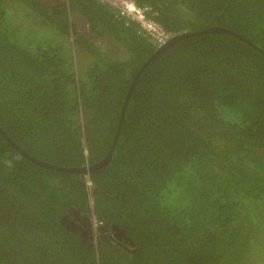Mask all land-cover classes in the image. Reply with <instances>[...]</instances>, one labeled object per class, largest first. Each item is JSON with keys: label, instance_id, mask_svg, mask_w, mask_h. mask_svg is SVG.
Segmentation results:
<instances>
[{"label": "trees", "instance_id": "1", "mask_svg": "<svg viewBox=\"0 0 264 264\" xmlns=\"http://www.w3.org/2000/svg\"><path fill=\"white\" fill-rule=\"evenodd\" d=\"M45 1L0 0V129L54 167L0 136V264H264V55L199 34L264 53V0H133L189 35L137 78L160 48L137 24ZM131 86L110 159L75 172L107 157Z\"/></svg>", "mask_w": 264, "mask_h": 264}, {"label": "water", "instance_id": "2", "mask_svg": "<svg viewBox=\"0 0 264 264\" xmlns=\"http://www.w3.org/2000/svg\"><path fill=\"white\" fill-rule=\"evenodd\" d=\"M46 2H47V1L44 0V3H46ZM73 19H74V23H75V25H76V28H77V30L79 31L80 34H82V35H87V36H89V37L92 36V34H91V32H90V26H89V24L87 23L86 18L82 17L81 15H73ZM78 22L80 23V25L78 24ZM86 29H87V31H86ZM208 33L227 34V35H229V36H233L234 38H236V39H238V40H240V41H242V42H244V43H246V44H248V45L254 47L255 49H257V50L259 51V53H261L262 55H264V53H263L260 49L256 48V47H255L250 41L246 40V39L243 38L242 36H240V35H238V34H236V33H233V32H231V31H229V30L222 29V28H212V29L206 30V31H204V32H200L199 34H208ZM186 36H189V35L187 34V35H183V36H177V37L171 39V40H170L168 43H166L162 48H160V49L155 53V55H154L152 58H150V60H148V61H147V62H146V63H145L140 69H139V71H138V73H137V75H136V78L140 75V73H141V72L143 71V69L148 65V63H149V62H150V61H151V60H152V59H153V58H154V57H155L160 51H162L163 49L167 48L169 45L175 43L176 41H178V40H180V39H182V38H186ZM131 88H132V86H131L130 89H129V92H128L126 98H125V101H124L123 107H122V109H121L120 117H119V122H118L117 130H116V134H115V138H114V140H113V143H112V145H111V148H110V150H109V153H108L107 157H106L102 162H100V163L94 165L92 168H90V169H88V170L82 169V170H78V171H75V172L85 174V173H87V172H91L92 170H97V169L101 168L102 166H104V165L108 162V160L110 159V157H111V155H112L113 149H114V145H115V141H116V138H117V134H118V132H119V130H120V125H121V122H122V119H123V115H124V112H125V109H126V104H127V102H128V99H129V95H130V92H131ZM0 136H1L4 140H6V142H8L13 148H15V150H16L21 156L25 157V158L28 159L29 161H31V162H33V163H35V164H37L38 166H41V167L54 168V167H52V166H47L46 164H43V163H41V162L35 160L34 158L30 157L29 155H27L22 149H20V148H19L18 146H16L12 141H10V139H8V138L6 137V135L1 131V129H0ZM66 171H68V170H66ZM73 172H74V171H73ZM64 221H65V220H64ZM88 222H89V228H88V230H87V231H86V230H85V231H82V232H81V235H82L83 237H86V238L90 239V240H93L92 230H91V224H90L91 222H90V220H89ZM67 226H68L69 228H71L70 225H67ZM101 230H104V227L101 228V229H99L98 231L101 232ZM111 230H112V232L115 233V235H113V237H114L116 240H118V241L124 240V242H126V243H130V244H131V242L125 237L123 231H122L118 226H112V227H111Z\"/></svg>", "mask_w": 264, "mask_h": 264}, {"label": "built area", "instance_id": "3", "mask_svg": "<svg viewBox=\"0 0 264 264\" xmlns=\"http://www.w3.org/2000/svg\"><path fill=\"white\" fill-rule=\"evenodd\" d=\"M99 3L110 5L116 9L118 15L124 17L127 21L138 25L139 30L155 46H163L168 43L174 36L165 32V30L151 19L154 15L151 9L147 7H138L133 0H97ZM85 185L91 187L90 180L85 178Z\"/></svg>", "mask_w": 264, "mask_h": 264}, {"label": "flooded vegetation", "instance_id": "4", "mask_svg": "<svg viewBox=\"0 0 264 264\" xmlns=\"http://www.w3.org/2000/svg\"><path fill=\"white\" fill-rule=\"evenodd\" d=\"M92 171H94V170H92ZM72 215H75L72 220L73 221L76 220L77 223H74V222H72V221L69 220V221H67L66 225H70V227L72 229H74V230H76V229H78V231L81 230L80 233L82 231H85V230L87 231L88 228H89V222H88V220L86 218H83L82 216L76 215L75 213H72ZM104 231H105V228H104V230H101V232H104ZM110 232H111V235L112 234L115 235V233L112 232V230H110ZM113 235L110 238H113ZM121 241L124 242V240H121Z\"/></svg>", "mask_w": 264, "mask_h": 264}, {"label": "rangeland", "instance_id": "5", "mask_svg": "<svg viewBox=\"0 0 264 264\" xmlns=\"http://www.w3.org/2000/svg\"><path fill=\"white\" fill-rule=\"evenodd\" d=\"M90 222H91L90 224H91L92 235L95 237L97 235L96 230H98L100 225L94 222L92 219L90 220Z\"/></svg>", "mask_w": 264, "mask_h": 264}, {"label": "bare ground", "instance_id": "6", "mask_svg": "<svg viewBox=\"0 0 264 264\" xmlns=\"http://www.w3.org/2000/svg\"><path fill=\"white\" fill-rule=\"evenodd\" d=\"M78 24L80 25V23L78 22ZM86 31H87V29H86ZM175 38V37H174ZM173 39V38H172ZM164 46V45H163ZM163 46H160V48H162ZM159 48V49H160ZM92 168V167H91ZM88 169H90V168H85V170H88Z\"/></svg>", "mask_w": 264, "mask_h": 264}, {"label": "clouds", "instance_id": "7", "mask_svg": "<svg viewBox=\"0 0 264 264\" xmlns=\"http://www.w3.org/2000/svg\"><path fill=\"white\" fill-rule=\"evenodd\" d=\"M88 178V177H87ZM84 184H85V179H84ZM94 221V220H93ZM95 222V221H94Z\"/></svg>", "mask_w": 264, "mask_h": 264}]
</instances>
